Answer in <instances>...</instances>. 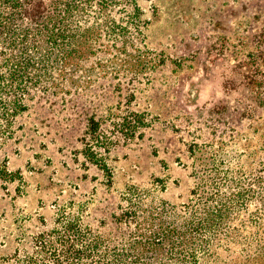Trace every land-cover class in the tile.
Wrapping results in <instances>:
<instances>
[{
	"label": "rangeland",
	"instance_id": "374dc122",
	"mask_svg": "<svg viewBox=\"0 0 264 264\" xmlns=\"http://www.w3.org/2000/svg\"><path fill=\"white\" fill-rule=\"evenodd\" d=\"M136 3L139 17L131 1L110 0L109 5L84 4L70 19V0L34 1L40 5L39 18L45 13L38 23L32 17L18 19L7 9L1 21L11 22L12 31L0 39V76L6 86L0 102L8 98L12 108L14 98L24 93L27 111H56L44 122L59 121L58 113L70 106L103 115V128L111 134L104 142L115 145L125 143L119 124L126 112H147L153 123L139 131L143 138L126 142L132 152L118 151L126 164L115 191L104 189L101 195L116 194L119 204L118 194L133 170L129 177L146 190L144 208L161 200L176 207L159 209L163 217L154 222L182 226L197 205L203 216L210 210L230 217L215 226L212 244H165L149 254L140 249L131 255L112 250L130 247L117 242L136 232V225H117L110 216L101 223L90 218L94 233L113 241L102 246L97 260L264 264V0ZM70 30L76 35L70 37ZM25 33L34 37L23 44ZM18 126L16 120L9 125L0 120V148L20 135ZM152 176L165 180V192L162 185H152ZM207 198L214 200L210 209L204 206ZM154 214L141 212L143 231ZM42 227L30 242L0 244V264H16L17 251L21 259L32 255L34 244H70L65 228Z\"/></svg>",
	"mask_w": 264,
	"mask_h": 264
},
{
	"label": "crops",
	"instance_id": "0c3cea01",
	"mask_svg": "<svg viewBox=\"0 0 264 264\" xmlns=\"http://www.w3.org/2000/svg\"><path fill=\"white\" fill-rule=\"evenodd\" d=\"M49 112L56 111L38 107L20 114L16 119L18 128L21 127L20 135H13L1 145L0 163L6 160L8 171H21L24 183H7V190H4V182L0 179V244L30 242L33 235L42 231L43 225H54L62 209L67 212L77 209L78 215L81 211L82 221L87 226H91L87 223L90 218L101 223L118 211L126 186L137 185L129 177L132 170L127 173L124 190L118 194L119 204H115L116 194L101 195L104 189L115 191L122 163L127 161L118 157L117 153L129 147V143L119 142L108 153L99 149V155L113 172V185L109 187L104 172L89 162L84 154L86 145L83 138L92 116L102 121L101 135L106 139L111 135L103 128V115L85 114L70 106V110H62V115L58 113L59 118L62 116L59 121L44 122ZM23 116L29 121H21ZM128 152L132 149H126L125 153ZM20 187L23 194L18 195ZM101 207L114 211L109 214Z\"/></svg>",
	"mask_w": 264,
	"mask_h": 264
},
{
	"label": "trees",
	"instance_id": "16d2710c",
	"mask_svg": "<svg viewBox=\"0 0 264 264\" xmlns=\"http://www.w3.org/2000/svg\"><path fill=\"white\" fill-rule=\"evenodd\" d=\"M34 1L37 2L41 0H0V39L4 33L12 31L11 22L1 21V17H4L3 14L7 9L13 10V15L17 16L18 19L21 20L25 19V17H32L31 20L34 23H38V21H43L45 19V13L44 17L39 18L38 10L40 9V5H34ZM127 1H131V3H133L132 5L134 7V11L138 13L139 17L142 12L136 3V0ZM93 2H98L100 5L110 4V0H70V19L75 16V14L83 10L81 7L84 4H92ZM57 34L64 35V32ZM75 35L76 34L72 33L70 30V37ZM31 37L34 36L25 33L21 40L22 43L25 44V40ZM1 82H3L2 76H0V90L6 87ZM23 95L24 93L19 94V97L16 96L14 98L15 101L12 108H10L7 104L10 101L8 98L0 102V120L6 121L9 125L10 120L15 122L20 114L27 111L28 108L24 107L22 104V100L24 99ZM149 116L150 115L147 112H126L119 124V132L122 133L125 142L128 140H134L135 138L141 139L144 137V133L139 131L151 126L153 118L152 120H148ZM137 132H139V134H137ZM12 135L13 134H11V137ZM104 139L106 138L101 135L100 120H97L94 116H92L88 121L86 136L83 138V142L86 145L84 154L89 162L95 164L104 172L107 185L112 187V169L104 161V158L99 155L98 151L99 149H103L106 153H108L110 149L115 146V143L112 141L109 142V140H105L107 141L105 143ZM0 179L4 182V190H7V183L14 181H19L22 184L24 183L21 171H8L6 160H4L0 165ZM152 185L154 187L162 185L161 191L165 192L166 190L165 180L163 178L154 176L152 179ZM145 192L146 190H142L135 185H127L121 194V203L118 206V211L114 213L113 219L116 221L117 225L126 224L128 227H131L132 224L136 225V232H134L135 230H131L127 238L117 242V244H130V247H115L112 251H120L116 254H123L124 251H129L130 255L133 253L138 254L140 253V249L144 253L149 254L151 251L163 248L165 244H171L174 247H177L179 244H212L214 240L213 237L216 234L215 226L220 225L223 221L230 218L218 216L210 210H204L205 216H203L202 213H200V206L197 205L194 207V210L192 209L193 212L190 214L189 220H186L182 226H178L175 223H166L162 220L157 223L154 222V217L159 219L163 217V215L158 212L159 209L165 210V207L169 206L170 209L175 210L176 207L170 205L166 200H161L160 205L152 203L149 205V208L146 209L144 208L145 205L142 204ZM17 193L18 195L23 194L21 187L18 188ZM192 194L195 195V191H192ZM122 202L128 203L127 207L122 206ZM213 202L214 200L207 198L204 206L209 207L210 209V204ZM183 208L189 209L190 206H183ZM146 210L156 214L152 217L153 222L150 226L144 228L143 231L139 219L141 218V212ZM81 214L82 212H80L79 215L71 214L68 213L66 209H62L58 212L56 217L55 227L60 225L65 228L66 232L70 233V244H34L35 251L32 255L24 259L19 257V251H17V255L14 256L16 264H132L124 262L121 263L118 261L110 263L97 260L96 256H103V253L101 252L102 246L104 244H113V241L102 238L98 234H95L89 226H85V224H83ZM55 230L53 232H55ZM107 253L109 254L110 252L105 251V254ZM191 264H196V262H192Z\"/></svg>",
	"mask_w": 264,
	"mask_h": 264
}]
</instances>
